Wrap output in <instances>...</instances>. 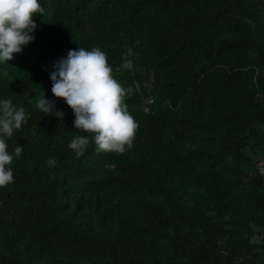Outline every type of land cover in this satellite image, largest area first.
Here are the masks:
<instances>
[{
	"label": "trees",
	"instance_id": "obj_1",
	"mask_svg": "<svg viewBox=\"0 0 264 264\" xmlns=\"http://www.w3.org/2000/svg\"><path fill=\"white\" fill-rule=\"evenodd\" d=\"M39 2L34 41L0 64V100L30 117L7 141L24 150L0 264H264V0ZM79 47L133 90L124 154L68 148L86 134L50 73ZM44 94L63 121L35 109Z\"/></svg>",
	"mask_w": 264,
	"mask_h": 264
},
{
	"label": "clouds",
	"instance_id": "obj_2",
	"mask_svg": "<svg viewBox=\"0 0 264 264\" xmlns=\"http://www.w3.org/2000/svg\"><path fill=\"white\" fill-rule=\"evenodd\" d=\"M44 12L39 0H0V64L15 59L34 41L36 17ZM50 79L53 95L72 109L75 129L86 134L75 135L68 144L77 157L93 144L98 153L117 155L133 147L139 124L126 103L133 90L116 79L107 53L100 47L69 50L66 58L54 64ZM35 109L46 115L54 112L56 115L51 116L64 119L65 113L45 94L36 97ZM29 118L25 108L14 106L11 98L0 100V189L15 182L12 164L24 150L16 144L13 155L7 141ZM46 163L54 168L58 161L50 157Z\"/></svg>",
	"mask_w": 264,
	"mask_h": 264
},
{
	"label": "built area",
	"instance_id": "obj_3",
	"mask_svg": "<svg viewBox=\"0 0 264 264\" xmlns=\"http://www.w3.org/2000/svg\"><path fill=\"white\" fill-rule=\"evenodd\" d=\"M151 102H152V100L150 99L149 103H151ZM259 170L264 175V162L259 164Z\"/></svg>",
	"mask_w": 264,
	"mask_h": 264
}]
</instances>
